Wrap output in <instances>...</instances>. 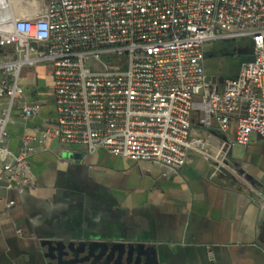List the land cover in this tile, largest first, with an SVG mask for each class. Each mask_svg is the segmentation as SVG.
<instances>
[{
  "label": "built area",
  "instance_id": "1",
  "mask_svg": "<svg viewBox=\"0 0 264 264\" xmlns=\"http://www.w3.org/2000/svg\"><path fill=\"white\" fill-rule=\"evenodd\" d=\"M0 0V186L35 187L30 159L46 141L86 155L104 150L150 162L177 175L197 152L211 159L213 177L235 174L222 163L253 135L264 140V0ZM250 41L253 60L223 92L210 91L204 67L209 43ZM36 43V49L32 44ZM53 67L55 116L9 148L14 112L29 122L41 103L20 84L24 68ZM230 132L218 146L196 134ZM227 173V174H226ZM14 202H8L12 208Z\"/></svg>",
  "mask_w": 264,
  "mask_h": 264
},
{
  "label": "crops",
  "instance_id": "2",
  "mask_svg": "<svg viewBox=\"0 0 264 264\" xmlns=\"http://www.w3.org/2000/svg\"><path fill=\"white\" fill-rule=\"evenodd\" d=\"M21 85L41 112L29 122L14 112L8 127L14 153L22 136L55 116L50 68L25 70ZM235 128L223 134L197 117L192 126L215 146V156L218 146L234 142ZM32 146L35 187L0 186V264H264V140L258 136L237 156L233 148L221 156L243 178L238 184L213 177L216 162L197 152L177 175L163 177L157 165L104 150L86 155L57 141Z\"/></svg>",
  "mask_w": 264,
  "mask_h": 264
},
{
  "label": "rangeland",
  "instance_id": "3",
  "mask_svg": "<svg viewBox=\"0 0 264 264\" xmlns=\"http://www.w3.org/2000/svg\"><path fill=\"white\" fill-rule=\"evenodd\" d=\"M207 47L213 55H209V57L207 58L206 73L210 75V86L212 87V89H215L218 80H221V78H224L225 76L234 74L235 71L239 68L240 63L243 61V59L235 58L234 56H231L229 54L230 50L235 47L232 42H212L209 43ZM243 148L244 147L242 146L235 145L233 147L234 156L240 154Z\"/></svg>",
  "mask_w": 264,
  "mask_h": 264
},
{
  "label": "water",
  "instance_id": "4",
  "mask_svg": "<svg viewBox=\"0 0 264 264\" xmlns=\"http://www.w3.org/2000/svg\"><path fill=\"white\" fill-rule=\"evenodd\" d=\"M37 7H38V11H42L43 9V5H42V2L41 0H37ZM226 42H232V44L235 45L234 48H232L229 52V54L231 56H234L236 53H239V54H244L245 57H243V61L240 63V66L239 68L237 69L238 70V73L236 76H225L224 78H221L220 82H223L222 84V89H219L218 87H216L215 89H212V87L210 86V91L211 92H215V93H220V92H223L224 89H225V81L226 80H234L238 77L239 75V72H240V69H241V66L242 64L244 63H249L253 60V55H254V49H253V46H252V43L250 41H247V42H237L235 40H229V41H226ZM37 47V44L36 43H33L32 44V48L33 49H36ZM241 47V48H240ZM209 55H213L211 51L208 50V47L205 46L204 48V67H205V71H206V61H207V58L209 57ZM48 68L51 69V77L53 75V67L52 66H47ZM39 67H28V68H24L21 72V75H20V84H21V76L23 74V72L27 69H30V70H34V69H38ZM206 77H207V80L209 82V79H210V75L206 73ZM217 77V76H216ZM53 80V79H52ZM210 84V83H209Z\"/></svg>",
  "mask_w": 264,
  "mask_h": 264
},
{
  "label": "flooded vegetation",
  "instance_id": "5",
  "mask_svg": "<svg viewBox=\"0 0 264 264\" xmlns=\"http://www.w3.org/2000/svg\"><path fill=\"white\" fill-rule=\"evenodd\" d=\"M235 58H238V59H242V56L239 54V53H236L234 55ZM231 170H233L236 174H238L235 169L231 168ZM227 174V173H226ZM236 174H220V178L221 177H225V179L229 180L230 183H233V184H238V183H243V178L241 177V175H236ZM219 179V178H218Z\"/></svg>",
  "mask_w": 264,
  "mask_h": 264
}]
</instances>
